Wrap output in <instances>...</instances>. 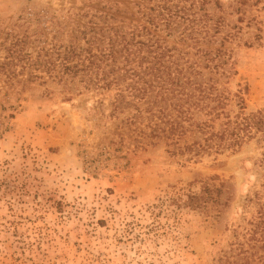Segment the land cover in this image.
<instances>
[{
	"label": "rangeland",
	"instance_id": "374dc122",
	"mask_svg": "<svg viewBox=\"0 0 264 264\" xmlns=\"http://www.w3.org/2000/svg\"><path fill=\"white\" fill-rule=\"evenodd\" d=\"M153 3L0 0V264H217L252 227L255 191L264 193L263 133L235 150L176 151L138 133L132 108L112 111L114 87L46 72L48 46L143 31ZM239 6L205 4L224 21L203 46L233 62L231 116L235 94L244 114L264 116V0ZM151 35L194 56L193 41L178 32L151 26L139 38ZM221 183L229 191L221 202L207 198Z\"/></svg>",
	"mask_w": 264,
	"mask_h": 264
},
{
	"label": "trees",
	"instance_id": "16d2710c",
	"mask_svg": "<svg viewBox=\"0 0 264 264\" xmlns=\"http://www.w3.org/2000/svg\"><path fill=\"white\" fill-rule=\"evenodd\" d=\"M153 2L146 13L149 26H141L143 31L135 27L127 36L103 33L88 41L87 46L63 43L48 46L42 59L46 72L79 74L86 87H114L112 111L132 108L134 113L129 120L141 125L135 127L138 133L151 141L165 139L176 151L235 150L254 134H264L263 113L244 114V97L240 94H235L239 110L234 117L226 109L232 99L228 80L236 71L225 52L203 46L214 41L212 37L223 27L224 18L215 17L205 8L211 0ZM246 2L237 0L240 3L237 10ZM151 26L165 29L168 36L178 32L179 40L191 39L195 57L153 35L139 38L145 31L150 34ZM37 62L36 58L39 66ZM206 68L216 75L205 73ZM190 134L194 136L192 142L186 139ZM181 140L185 141L183 146L179 145ZM260 162L264 166V154ZM225 186L221 183L208 188L207 196L192 199L206 196L220 203L217 195L223 190L229 192ZM261 187L264 190V173ZM255 197L259 207L250 221L252 227L244 238L237 236L218 257L217 264H264V193L257 190ZM227 200L228 197L224 204Z\"/></svg>",
	"mask_w": 264,
	"mask_h": 264
}]
</instances>
